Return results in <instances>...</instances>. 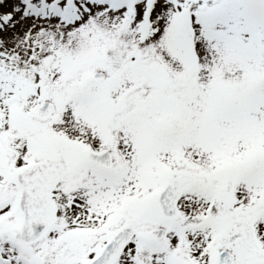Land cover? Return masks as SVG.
<instances>
[{
    "label": "snow or ice",
    "instance_id": "6c2138e0",
    "mask_svg": "<svg viewBox=\"0 0 264 264\" xmlns=\"http://www.w3.org/2000/svg\"><path fill=\"white\" fill-rule=\"evenodd\" d=\"M0 264H264V0H0Z\"/></svg>",
    "mask_w": 264,
    "mask_h": 264
}]
</instances>
